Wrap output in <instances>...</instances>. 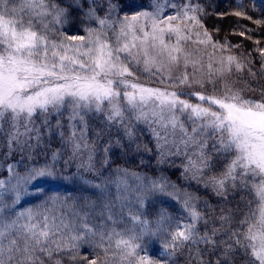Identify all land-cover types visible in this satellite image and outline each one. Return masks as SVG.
Here are the masks:
<instances>
[{"label": "snow or ice", "instance_id": "6c2138e0", "mask_svg": "<svg viewBox=\"0 0 264 264\" xmlns=\"http://www.w3.org/2000/svg\"><path fill=\"white\" fill-rule=\"evenodd\" d=\"M63 2L0 0V154L3 161L20 155L6 164L0 161V171L7 172L0 178V264H63L65 255L70 264H175L185 253L186 264H264L260 41H254L247 58L233 55L241 45L227 36L214 39L205 24L209 13L199 0H153L151 10L123 16V6L114 0ZM168 9L171 15H165ZM74 11L96 27L86 26L83 35L68 34L63 26ZM229 15L264 26L242 3L217 17ZM254 31L233 34L251 40ZM189 45L195 47L189 50ZM201 46L212 49L207 63ZM181 65L184 71L174 74ZM245 70L250 79L238 87ZM92 119L99 127L90 144ZM140 124L156 141L158 164L183 155L186 179L210 188L225 203L238 192L250 198L241 196L235 208H222L220 227L208 230L212 221L200 210L201 204L212 208L207 200L180 189L163 173L117 168L114 180L84 181L99 192V205L87 197L79 205V198L53 192L34 207L16 210L33 190L69 179L57 167L61 151L49 156L46 137L59 136L61 146L69 147L65 166L80 158L78 169L93 171L98 142L115 128L131 143ZM111 143L104 145L105 165ZM109 184L116 186L114 200L108 198ZM166 198L180 205L179 217L164 210L154 221L145 217L147 205L155 207ZM149 241L157 256L150 255ZM85 245L90 252L81 255Z\"/></svg>", "mask_w": 264, "mask_h": 264}, {"label": "trees", "instance_id": "16d2710c", "mask_svg": "<svg viewBox=\"0 0 264 264\" xmlns=\"http://www.w3.org/2000/svg\"><path fill=\"white\" fill-rule=\"evenodd\" d=\"M114 2L120 3L123 7L120 11V15H131L136 12L150 10L153 0H114ZM176 3H181L182 0H175ZM196 2V0H194ZM199 2L204 5L209 13L207 17H205V24L207 29L210 32L214 33V39L216 40H223L225 36H227L228 40L233 45H241V47L236 48L233 50L232 54L240 56L242 59L247 58V54L253 51L255 47L254 41L259 40L260 45L259 47L264 48V26H260L259 28L257 25L253 24L251 21L237 18L235 16H227L223 19H219L217 17L218 13L230 12L236 8L237 4L242 3L245 8L248 10L249 15L253 16L254 19H262L264 20V0H199ZM253 6L255 10H253ZM106 7V6H105ZM104 11L101 10L99 15L103 14ZM81 16V13L72 12L71 17H69V21L76 20ZM71 25V24H68ZM89 27H96L95 24H90ZM219 28L220 31L215 33V29ZM244 28L254 29L253 37L251 40L246 39L244 37H240L238 34L239 31L243 30ZM201 48H203L201 46ZM204 49V48H203ZM205 51V49H204ZM209 52H212L211 47H208L205 53L208 55ZM227 54V53H226ZM220 55L217 53L216 56ZM253 59L258 60L259 54L254 53ZM256 67L259 68V63L256 64ZM244 79L238 81L237 86L243 87L245 79H250L248 77L247 70L243 73ZM231 79H236V76H232ZM259 83L264 85V77L259 78ZM251 87H257L256 80H251ZM209 91L211 89L209 88ZM251 95V93H247ZM67 110L64 112V123H65V133L67 134ZM41 117H37V123L40 122ZM52 124L56 123V116L52 118ZM99 127V121L96 119H92L89 122V130H88V142L91 144L93 140H95V132ZM143 130V131H142ZM123 136V131L121 130L119 133L115 128L112 129L111 135H105L97 144V150L94 155V164L95 168L92 172H85L78 169L75 165V162L80 160L73 159L68 166H65L64 161L71 156V152L68 146H61V141L59 136H52L45 138V145L48 151L49 156L53 151L59 149L61 151L62 157L58 164V170L60 174L65 177H73L70 184L71 193H63L61 195H68L74 198H79L78 203L83 205V200L85 197L89 198L91 193V188L88 184L81 181L82 179L77 177V174H82L89 178L99 179L103 175L108 174L115 168L121 169H128L132 172H140V173H147L151 176H158L161 173L164 175H168L170 180L173 181L177 186L182 187L183 189L193 190L196 193L201 194L212 208H206L203 204H201L200 210L204 212L206 219L211 220L212 222L207 225V229L211 230V228L220 227L219 222V215L221 214V209L227 208H235L238 201H240L241 196H245L247 200L248 197L245 193L238 192L234 197L230 196L227 203L220 200L216 196L213 195L210 189H205L202 185H198L197 182L193 180L186 179L182 176V172L184 171L183 166L180 162L178 157H169L165 163L158 164V159L160 153L157 151L156 148V141L153 139L151 133L147 131L146 125L140 124L137 126L136 129V139L129 143L126 139H121ZM121 139V144L118 145L115 143L116 140ZM111 141V148L107 154L108 163L107 165L104 164L105 154H104V145ZM137 145H139V149H137ZM43 151V150H42ZM20 155L19 153L13 154V160H19ZM41 160H43V156H41ZM77 160V161H76ZM77 162V163H79ZM79 163V164H80ZM23 170L22 168L20 169ZM2 176L4 177L7 173L4 171L2 172ZM212 173H208L207 175H211ZM87 185V187H85ZM53 192L50 190H45L41 193L37 198H35V206L40 204L47 196L51 195ZM82 198V199H81ZM243 207V204H241ZM216 217V219H213ZM205 224L203 222L200 223L199 229L201 232L205 231ZM219 239H224V237H219ZM81 255H85L86 251L81 249ZM158 252L150 250V255L157 256ZM187 253H185L186 256ZM185 256H179L175 264H186ZM63 264H70L68 256L65 255L63 258Z\"/></svg>", "mask_w": 264, "mask_h": 264}, {"label": "rangeland", "instance_id": "374dc122", "mask_svg": "<svg viewBox=\"0 0 264 264\" xmlns=\"http://www.w3.org/2000/svg\"><path fill=\"white\" fill-rule=\"evenodd\" d=\"M58 2H61V4H62V6H64V2H63V0H58ZM151 10V9H150ZM172 14V10L171 9H168V10H166V12H165V15H171ZM104 15V13L103 14H101V16H103ZM122 16V15H121ZM68 24H71V25H68ZM90 24H92V23H89V22H87L85 19H84V17H83V15L81 14V16H79V18L78 19H76V20H71V21H69L66 25H64L63 27H64V30L65 31H67L68 32V34H80V35H83L84 34V31H83V29L86 27V26H90ZM94 24V23H93ZM193 47H195V45H189V50H191V48H193ZM200 53L202 54V55H204L205 56V63H207V54L205 53V51H204V49L203 48H201L200 47ZM209 53H211V52H209ZM219 57V55L217 56V58ZM184 71V69H183V66L181 65V67L174 73V74H176V75H178V74H180L181 72H183ZM189 71H191V68H189ZM41 119V118H40ZM87 153H84L83 154V160L84 161H86L87 160ZM13 158V157H12ZM78 160H80L81 161V163H82V160L80 159V158H77ZM177 159H179L180 160V162H181V164H182V166L184 165V163H185V157L183 156V155H181V156H179ZM0 161H3V156H2V154H0ZM77 161V160H76ZM5 164L6 163H9V162H11V160L10 161H3ZM77 162H79V161H77ZM77 162H75V165L77 166L79 163H77ZM92 163H93V165H94V168H95V164H94V157H93V160H92ZM117 168H115V169H113L111 172H109L108 174H106V175H103L102 177H100L99 179H93V178H89V177H87V176H84V175H82V174H77V177H79V178H81L82 180L81 181H85V180H87V181H92V182H94V183H101L102 181H105V180H114L115 178H116V176H117V173H116V170ZM80 170H82L83 172L82 173H87V172H92V171H88V170H86L85 168H80ZM2 172H4V171H0V178H5L6 176H4V177H1L2 176ZM6 172V171H5ZM7 173V172H6ZM189 175H191V174H189ZM165 176H167L168 177V179L170 180V178H169V176L166 174ZM69 179H67V180H63V179H58V180H55V181H53V182H51V183H47V184H45V185H43V188L44 189H48V190H50V191H52V192H56V193H59V194H63V193H65L66 194V192L69 194V193H71V190L69 189L70 187V184H71V182H72V176L71 177H68ZM171 181V180H170ZM193 181H195V180H193ZM171 182H173V181H171ZM196 182V181H195ZM129 183H133V181H131V179L129 180ZM174 183V182H173ZM200 185H202V184H200ZM88 186H90V188L92 189L91 190V193H92V195L89 197V199L90 200H96L97 201V205H99L100 204V200L98 199V197H99V192L96 190V189H93L92 187H91V185H89L88 184ZM203 186V185H202ZM85 187H87V185L85 186ZM179 187V186H178ZM180 189H182L183 190V188L182 187H179ZM187 189V188H186ZM210 189V188H209ZM189 192H191V193H193L194 195H196V196H198V197H200V199H201V201H204V200H206L201 194H199V193H196L195 191H193V190H189V189H187ZM211 190V189H210ZM41 193H43V191L42 192H36V191H32V193H31V195L29 196V197H25L23 200H22V202L20 203V205H19V207H17V211H21V210H23V209H25V208H29V207H34L35 206V198H37ZM108 193H109V196H108V198L109 199H112V200H114L115 199V196H116V186H115V184H109L108 185ZM33 197H35V198H33ZM7 199V198H6ZM82 199V198H81ZM8 202H10V200L8 201ZM81 202H83L84 203V199L83 200H81ZM79 205H81L80 203H78ZM116 211H119V209L117 208V209H115ZM161 210H164V211H166L169 215H171L172 217H179L180 215H181V211H180V205L178 204V203H176L174 200H168L167 198H166V202H164V203H160V202H156L155 203V207H152L151 205H147L146 206V208L144 209V215H145V217L146 218H148L149 220H155V218H156V216H157V214L161 211ZM96 211H99V207H97V209H96ZM92 220H93V222H98V217H96L95 215H93V217L91 218ZM119 227H124V225H120ZM151 242L149 241V247H150V250H153V249H151ZM158 242H157V249H158ZM82 250L83 251H86V254H88L89 252H90V249L88 248V246L87 245H85V246H83L82 247ZM153 251H157V250H153ZM141 254H143V253H141Z\"/></svg>", "mask_w": 264, "mask_h": 264}]
</instances>
